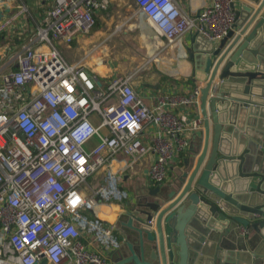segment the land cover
Listing matches in <instances>:
<instances>
[{"label":"built area","instance_id":"obj_1","mask_svg":"<svg viewBox=\"0 0 264 264\" xmlns=\"http://www.w3.org/2000/svg\"><path fill=\"white\" fill-rule=\"evenodd\" d=\"M50 1L28 43L11 57L15 68H0V264H110L123 241L113 225L88 214L112 201L88 179L124 156L126 168L147 159L150 181L162 185L201 124L174 110L199 105L203 82L156 94L152 106L135 91L133 74L102 86L80 62L69 64L58 46L90 34L109 0ZM131 1L168 44L192 31L217 43L235 18V0H210L194 16L174 0ZM10 3L27 11L25 0H0L2 16Z\"/></svg>","mask_w":264,"mask_h":264},{"label":"water","instance_id":"obj_2","mask_svg":"<svg viewBox=\"0 0 264 264\" xmlns=\"http://www.w3.org/2000/svg\"><path fill=\"white\" fill-rule=\"evenodd\" d=\"M200 69L201 145L167 193L149 190L112 264H264V0H242Z\"/></svg>","mask_w":264,"mask_h":264},{"label":"crops","instance_id":"obj_3","mask_svg":"<svg viewBox=\"0 0 264 264\" xmlns=\"http://www.w3.org/2000/svg\"><path fill=\"white\" fill-rule=\"evenodd\" d=\"M183 12L194 16L210 0H174ZM242 0H235V10L240 7ZM27 11L19 13L13 4H8L9 11L0 20V68H15L11 57L27 44L39 25L46 11L51 6L50 0H25ZM135 5L131 0H109V6L95 15V27L88 35H79L70 46L60 45L58 49L69 64L80 62L88 73H95L100 78L102 86L110 77L133 74L132 85L145 104L153 105L152 97L156 94L181 93L191 90L194 79L203 78L200 67H203L205 54L213 49L215 43H210L195 31L188 32L175 42H168L158 37L150 26L137 23ZM11 20V21H10ZM128 25L130 30H136L138 40L136 48L138 55L119 58L116 49L121 47L118 29ZM113 41V42H112ZM141 52L143 54H141ZM146 55V59L142 60ZM140 56V58H139ZM142 60V61H141ZM186 118H200L198 105L175 109ZM201 145L193 135L190 148L184 154L178 155L171 162L166 181L159 187L167 193L175 178L183 168L185 159L194 156V150ZM191 147L193 151H191ZM129 160L117 156L103 165L88 179V186L98 190L106 188V193L112 201L100 202L95 205L96 214L103 224L113 225L115 234L123 241L120 248L109 255L112 259L128 253L127 242L136 243L137 234L126 223L130 218L137 226L138 219H146L149 210L145 207L147 201L154 198L149 190L156 187L150 181L146 167L147 159L141 160L131 168H126ZM116 188V190H115Z\"/></svg>","mask_w":264,"mask_h":264},{"label":"rangeland","instance_id":"obj_4","mask_svg":"<svg viewBox=\"0 0 264 264\" xmlns=\"http://www.w3.org/2000/svg\"><path fill=\"white\" fill-rule=\"evenodd\" d=\"M138 20L137 23H141V25H143V29L145 28V24H144V19L142 17H138ZM120 25V24H118ZM148 28V26H146ZM146 29V28H145ZM118 37L116 36V39H114V42H118L119 39H121V47L117 48L116 49V53L115 55H117L119 58H124V56H127V57H131L132 55H138L139 53H137V48L135 47L136 46V43H137V40H138V36H137V33H136V30H130L128 28V25H120L119 29H118ZM113 42V41H112ZM141 54H143L141 52ZM143 59L142 60H145L147 57L146 55H142ZM140 58V56H139ZM141 60V61H142Z\"/></svg>","mask_w":264,"mask_h":264}]
</instances>
